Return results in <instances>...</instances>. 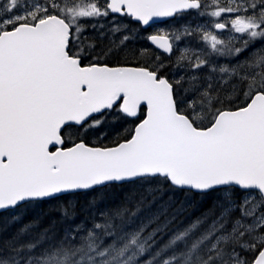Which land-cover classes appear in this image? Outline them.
Segmentation results:
<instances>
[{
    "label": "snow or ice",
    "instance_id": "6c2138e0",
    "mask_svg": "<svg viewBox=\"0 0 264 264\" xmlns=\"http://www.w3.org/2000/svg\"><path fill=\"white\" fill-rule=\"evenodd\" d=\"M0 264H264V0H0Z\"/></svg>",
    "mask_w": 264,
    "mask_h": 264
},
{
    "label": "trees",
    "instance_id": "16d2710c",
    "mask_svg": "<svg viewBox=\"0 0 264 264\" xmlns=\"http://www.w3.org/2000/svg\"><path fill=\"white\" fill-rule=\"evenodd\" d=\"M192 22H195V18H193V21H192ZM178 23H181V22H179V21H170V22H167L166 24H163V25H161V26H154V27H152V28L150 29V31H151V32H157V31H159V32H166V31H168V30H170V29L173 30V31H175V30H176V25H177ZM140 43H141V45H144L145 41H144L143 39H141V42H140ZM175 55H176V51L174 50V52H173V56H175ZM179 199H180L181 201L184 200L183 197H179ZM76 202H77V201H73V203H76ZM84 203H85L84 198H80V199H79V204L82 205V204H84ZM195 204H196V201L194 200V201H193V206H192V207H187V208H186L184 215L181 217V220H184L185 222H187L188 219H190V218H192L194 215L198 214V210H197V208L195 207ZM56 206H57L56 204H53V205H45V206H44V210H48V209L54 208V207H56ZM53 215H56V214L53 213ZM28 218L30 219L31 217H28ZM81 218H82V217H81ZM47 222H48V218L45 219L44 223L47 224Z\"/></svg>",
    "mask_w": 264,
    "mask_h": 264
},
{
    "label": "water",
    "instance_id": "95a60500",
    "mask_svg": "<svg viewBox=\"0 0 264 264\" xmlns=\"http://www.w3.org/2000/svg\"><path fill=\"white\" fill-rule=\"evenodd\" d=\"M166 21H168V20H164V19H162V20H157V21L155 22V24L163 23V22H166Z\"/></svg>",
    "mask_w": 264,
    "mask_h": 264
}]
</instances>
